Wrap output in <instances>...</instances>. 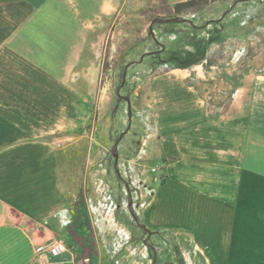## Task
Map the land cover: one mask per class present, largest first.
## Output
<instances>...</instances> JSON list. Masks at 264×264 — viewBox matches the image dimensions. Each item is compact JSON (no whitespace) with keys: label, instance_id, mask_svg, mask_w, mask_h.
Instances as JSON below:
<instances>
[{"label":"rangeland","instance_id":"rangeland-1","mask_svg":"<svg viewBox=\"0 0 264 264\" xmlns=\"http://www.w3.org/2000/svg\"><path fill=\"white\" fill-rule=\"evenodd\" d=\"M1 3L3 33L22 10ZM31 62L33 141L55 157L64 203L48 237L80 264H215L189 233L149 230L140 214L173 158L200 178L192 132L219 129L249 160L256 195L250 239L238 235L228 254L264 264V0H123L72 57Z\"/></svg>","mask_w":264,"mask_h":264},{"label":"crops","instance_id":"crops-1","mask_svg":"<svg viewBox=\"0 0 264 264\" xmlns=\"http://www.w3.org/2000/svg\"><path fill=\"white\" fill-rule=\"evenodd\" d=\"M2 1L22 10V19L9 16L1 33L0 14V264H36L38 245L56 238L48 233L60 227L64 203L56 186L55 157L49 160L46 142L33 141L38 136L32 129L31 100L25 96L31 89L26 80L31 59L72 57L74 43L88 41L97 19L104 21L123 0ZM58 64L50 72L57 79L63 73ZM6 72L17 75V82L14 77L3 80ZM11 90L23 95L16 99ZM192 135L200 138V178L185 171L181 157L173 158L167 182L152 195L140 218L149 230L187 232L201 250L215 254V264H233L228 253L237 236L249 240L255 226L250 162L240 161L239 148L219 129ZM157 202H163V208L157 209Z\"/></svg>","mask_w":264,"mask_h":264},{"label":"built area","instance_id":"built-area-1","mask_svg":"<svg viewBox=\"0 0 264 264\" xmlns=\"http://www.w3.org/2000/svg\"><path fill=\"white\" fill-rule=\"evenodd\" d=\"M36 264H80L78 251L59 238H51L36 248Z\"/></svg>","mask_w":264,"mask_h":264}]
</instances>
